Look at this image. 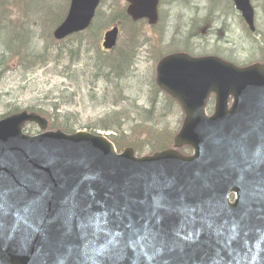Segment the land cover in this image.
Instances as JSON below:
<instances>
[{
  "label": "water",
  "instance_id": "obj_1",
  "mask_svg": "<svg viewBox=\"0 0 264 264\" xmlns=\"http://www.w3.org/2000/svg\"><path fill=\"white\" fill-rule=\"evenodd\" d=\"M125 2L133 21L157 24L159 0ZM233 2L253 31L250 0ZM99 3L71 0L54 38L87 29ZM118 33H104V50ZM155 82L183 119L173 147L151 155L118 153L87 131L48 130L45 117L27 111L0 120V185L28 192L2 202L0 264H152L149 256L156 264H264V62L237 67L174 53L157 63ZM30 123L41 133L24 134ZM161 194L168 198L157 207Z\"/></svg>",
  "mask_w": 264,
  "mask_h": 264
},
{
  "label": "rangeland",
  "instance_id": "obj_2",
  "mask_svg": "<svg viewBox=\"0 0 264 264\" xmlns=\"http://www.w3.org/2000/svg\"><path fill=\"white\" fill-rule=\"evenodd\" d=\"M120 3L124 4V0ZM17 4L15 0H6L2 13L13 24L19 21L20 25L22 20L24 28L26 16ZM252 5L256 12L255 33H249L239 19V14L232 7L230 8L228 0H214L213 3L211 0H162L159 8L160 24L152 28L146 22H142L141 32L152 42L157 41L156 45L165 55L187 50L195 56L216 55L239 66L248 65L264 59V0H253ZM29 24H31L30 31H35L36 27L31 19ZM103 32L104 30L98 31L97 34L100 45ZM3 37L5 36H0V38ZM119 39L125 45L127 34L121 32ZM42 43L37 40L38 45L41 46ZM150 44H145V48L152 49ZM85 48L86 46L82 47L80 60L72 67L71 79L60 76L59 72L62 68L55 69L54 66L37 68L24 75L18 71L17 65H11L10 69L5 71L7 74L0 77V116L6 113V108L10 105L21 110L29 106L46 107L57 96H63L66 102L71 95L73 96L71 104L64 105L61 112L62 114L67 113L70 120H76L75 130L92 126L98 123L100 118L113 112L116 108L111 107L109 103L104 104L110 99L105 101L103 98L107 88L103 81L94 84L91 81L88 82L90 58L94 56V52L83 55ZM146 49L141 47L139 50L141 53L136 64L138 69L136 77L122 85L125 96L142 106L148 102V83L150 82L148 79L153 76L155 69V64ZM145 55L150 56V59L147 60ZM84 72L86 74H83ZM110 96L111 93L109 98ZM123 106L129 115L132 110H128L127 103ZM166 113L168 117L157 128H166L170 133H175L181 121L180 111L172 108ZM132 119L130 118L129 122L122 126L127 135L135 127ZM86 130L102 135L115 134L113 131L92 128ZM139 139L146 140L144 131L139 134ZM143 154H149L146 144Z\"/></svg>",
  "mask_w": 264,
  "mask_h": 264
},
{
  "label": "trees",
  "instance_id": "obj_3",
  "mask_svg": "<svg viewBox=\"0 0 264 264\" xmlns=\"http://www.w3.org/2000/svg\"><path fill=\"white\" fill-rule=\"evenodd\" d=\"M5 2L6 0H0V36H5L0 38V77L6 75L5 71L9 70L11 64L16 61L24 75L37 68L53 65L55 69H58L65 64V74L71 79L72 67L79 62L80 51L86 46L83 55L94 52V56L90 58V72L87 73L89 74L88 82L91 81L94 84L103 81L107 86L103 98L105 101L110 99L104 104L109 103L116 109L100 118L96 123L99 126L94 124L96 126H85L84 129L113 131L115 135L110 138L118 151L130 147L139 155L143 154L145 144L149 152L164 149L170 145L173 133L166 128L157 127L168 117L166 112L171 111L175 103L156 87L154 77L148 79L150 82L146 105H138L136 101L130 100L124 94L123 83L137 75L136 64L141 53L140 48L152 41L141 32L142 22L134 23L126 15L125 4H121V0H101L89 29L62 42H56L52 38V31L63 20L69 0H15L19 4L20 11L26 16L24 28L22 20L19 25V21L13 24L6 19L2 13ZM30 19L36 27L35 31L29 29ZM113 25H117L121 32L127 34L126 44L119 41L112 52L103 53L98 44V31ZM37 40L43 42L41 46L37 44ZM155 42L149 45L152 49L146 50L154 64L164 55L160 47L156 45L157 41ZM183 51L189 53L187 50ZM150 56L145 55L147 60ZM82 76L86 77V75ZM110 93L112 97L109 98ZM72 97L71 95L65 102L63 96H57L46 108L28 107V110L46 115L50 120L51 129L72 133L75 130L76 120H70L67 113L61 112L64 105L71 104ZM125 103L128 105V110H132L129 115L123 106ZM18 111L16 106L10 105L6 108V115ZM132 115L134 117H131ZM130 118L134 119L132 123L135 127L127 135L122 126L128 123ZM27 130L31 131L32 127H28ZM143 131L146 133V140L139 139V134Z\"/></svg>",
  "mask_w": 264,
  "mask_h": 264
},
{
  "label": "snow or ice",
  "instance_id": "obj_4",
  "mask_svg": "<svg viewBox=\"0 0 264 264\" xmlns=\"http://www.w3.org/2000/svg\"><path fill=\"white\" fill-rule=\"evenodd\" d=\"M13 196H15L16 198H19L21 200H25L28 198V192L24 189V188H16V189H11L9 191H5L3 185H0V230H2L3 228V221H4V212H3V200L7 197V198H12ZM167 195L166 194H161V196L157 199V207H161L162 206V202L163 200L167 199ZM128 209L127 207L124 209V212H127ZM124 212H120V211H116L114 210L115 215L120 216L123 215ZM107 215V214H106ZM241 222H243V220L245 219V216H241ZM158 224L162 227L163 224V220L162 219H158ZM105 223H107V221H105ZM238 227V225H234L233 226V231H235V229ZM144 244L148 245L149 244V238L148 237H144ZM233 242H236V236L234 235L232 237ZM148 259L150 261H152V264H156L155 258L152 256H149Z\"/></svg>",
  "mask_w": 264,
  "mask_h": 264
},
{
  "label": "flooded vegetation",
  "instance_id": "obj_5",
  "mask_svg": "<svg viewBox=\"0 0 264 264\" xmlns=\"http://www.w3.org/2000/svg\"><path fill=\"white\" fill-rule=\"evenodd\" d=\"M213 105H214V98L209 99L208 103H207V107H206V111L208 114L211 113L212 109H213ZM233 199V196L230 197V200Z\"/></svg>",
  "mask_w": 264,
  "mask_h": 264
}]
</instances>
